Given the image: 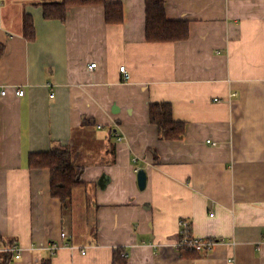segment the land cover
I'll return each mask as SVG.
<instances>
[{"label":"crops","instance_id":"crops-1","mask_svg":"<svg viewBox=\"0 0 264 264\" xmlns=\"http://www.w3.org/2000/svg\"><path fill=\"white\" fill-rule=\"evenodd\" d=\"M49 1L0 0V251L21 254L5 264H113L117 248L125 264H264V0H163L189 35L158 42L145 0H109L121 23L103 4L49 18ZM165 101L183 138L151 121ZM56 145L81 168L69 210L28 165ZM183 218L211 249L174 245Z\"/></svg>","mask_w":264,"mask_h":264},{"label":"trees","instance_id":"trees-1","mask_svg":"<svg viewBox=\"0 0 264 264\" xmlns=\"http://www.w3.org/2000/svg\"><path fill=\"white\" fill-rule=\"evenodd\" d=\"M103 4L105 19L108 23H121L124 20V6L120 1L109 0H59L45 2L44 14L49 18H65L69 5ZM146 4V39L150 42L174 41L185 39L189 35V23L185 20H171L167 17L163 0H145ZM34 25L29 15L24 18V34L28 38L34 36ZM3 45L0 46V56ZM150 118L159 127L161 138H183L185 122L177 121L172 115L170 102H152ZM28 165L33 168L47 167L51 171V192L62 201L64 209L72 202L73 190L81 183V168L73 161L72 149L69 145H56L49 150L31 152ZM12 243V242H11ZM195 252L196 249L183 247L182 251ZM42 260V264H52V255ZM11 257L10 252L0 251V264H5ZM113 264H125L121 250L116 249Z\"/></svg>","mask_w":264,"mask_h":264},{"label":"built area","instance_id":"built-area-1","mask_svg":"<svg viewBox=\"0 0 264 264\" xmlns=\"http://www.w3.org/2000/svg\"><path fill=\"white\" fill-rule=\"evenodd\" d=\"M96 63H91L90 67L95 66ZM120 70L123 73L124 79H128L130 77V71L127 68L126 65H121ZM7 88H1L0 93L6 94ZM15 93L19 96H22L25 93V89L23 87H17L15 89ZM121 138V137H119ZM210 142V140H208ZM214 239H206L204 237L196 235L192 231V224L189 219L183 218L180 220V229L178 233V238L175 240V246L177 248H183L188 247L190 249H211ZM5 252H10L11 255H14L15 257H20V248L17 246V244H9L7 246H4L2 248Z\"/></svg>","mask_w":264,"mask_h":264},{"label":"water","instance_id":"water-1","mask_svg":"<svg viewBox=\"0 0 264 264\" xmlns=\"http://www.w3.org/2000/svg\"><path fill=\"white\" fill-rule=\"evenodd\" d=\"M138 184H139V187L141 189H144L146 187V183H147V173H146V170L143 169V168H140L138 170Z\"/></svg>","mask_w":264,"mask_h":264},{"label":"rangeland","instance_id":"rangeland-1","mask_svg":"<svg viewBox=\"0 0 264 264\" xmlns=\"http://www.w3.org/2000/svg\"><path fill=\"white\" fill-rule=\"evenodd\" d=\"M69 210V209H68ZM70 212H67V215L69 214Z\"/></svg>","mask_w":264,"mask_h":264}]
</instances>
